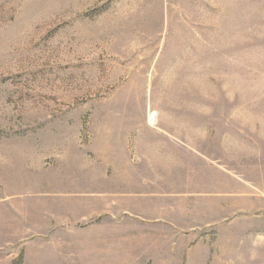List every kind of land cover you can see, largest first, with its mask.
Returning a JSON list of instances; mask_svg holds the SVG:
<instances>
[{
    "label": "rangeland",
    "instance_id": "1",
    "mask_svg": "<svg viewBox=\"0 0 264 264\" xmlns=\"http://www.w3.org/2000/svg\"><path fill=\"white\" fill-rule=\"evenodd\" d=\"M151 104L203 106L264 165V0H0L1 182L38 186Z\"/></svg>",
    "mask_w": 264,
    "mask_h": 264
},
{
    "label": "crops",
    "instance_id": "2",
    "mask_svg": "<svg viewBox=\"0 0 264 264\" xmlns=\"http://www.w3.org/2000/svg\"><path fill=\"white\" fill-rule=\"evenodd\" d=\"M194 108L145 105L38 186L0 181V264H264V165Z\"/></svg>",
    "mask_w": 264,
    "mask_h": 264
},
{
    "label": "bare ground",
    "instance_id": "3",
    "mask_svg": "<svg viewBox=\"0 0 264 264\" xmlns=\"http://www.w3.org/2000/svg\"><path fill=\"white\" fill-rule=\"evenodd\" d=\"M153 113V112H152ZM151 115V114H150ZM151 123H153L154 122V115L151 117V121H150Z\"/></svg>",
    "mask_w": 264,
    "mask_h": 264
}]
</instances>
